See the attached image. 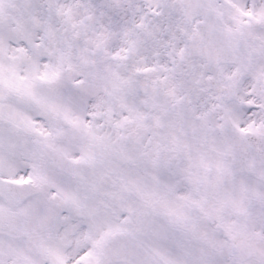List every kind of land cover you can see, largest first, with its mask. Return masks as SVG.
Instances as JSON below:
<instances>
[{
	"label": "snow or ice",
	"instance_id": "6c2138e0",
	"mask_svg": "<svg viewBox=\"0 0 264 264\" xmlns=\"http://www.w3.org/2000/svg\"><path fill=\"white\" fill-rule=\"evenodd\" d=\"M0 264H264V0H0Z\"/></svg>",
	"mask_w": 264,
	"mask_h": 264
}]
</instances>
